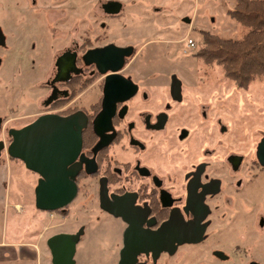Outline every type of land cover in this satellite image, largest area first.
I'll list each match as a JSON object with an SVG mask.
<instances>
[{
	"label": "flooded vegetation",
	"instance_id": "obj_1",
	"mask_svg": "<svg viewBox=\"0 0 264 264\" xmlns=\"http://www.w3.org/2000/svg\"><path fill=\"white\" fill-rule=\"evenodd\" d=\"M127 1H11L13 54L46 96L43 112L1 121L0 157L9 130L83 113L82 149L69 166L77 195L61 210L82 215L79 243L89 225L108 224L120 230L119 262L125 250L134 264H264V134L244 154L225 96L203 92L208 79L165 72L171 52L135 32L145 15H130ZM8 40L0 25V49ZM107 82L111 119L101 117Z\"/></svg>",
	"mask_w": 264,
	"mask_h": 264
},
{
	"label": "rangeland",
	"instance_id": "obj_2",
	"mask_svg": "<svg viewBox=\"0 0 264 264\" xmlns=\"http://www.w3.org/2000/svg\"><path fill=\"white\" fill-rule=\"evenodd\" d=\"M11 1L0 0V25L9 37L7 49H0V118L8 122L12 118L43 112L39 107L46 96V91L38 82L27 79L26 68L18 64L13 54L10 40ZM127 2L130 4V15H145V22L138 23L134 27L135 32L147 41H162L161 45L168 48L165 51L171 52V57L167 53L166 59L161 62L165 72L169 75L179 72L184 78L208 79L210 85L204 86L203 92L225 96L227 124L232 132L241 128L243 153L253 155L264 134V82L239 88L226 78L222 68L208 66L195 57L203 44V32L227 39L241 37L242 27L229 15L236 0H144V4L140 5L138 0ZM187 19L190 23L186 22ZM189 41L194 42V48L189 46ZM93 93L85 94V103L92 102ZM6 163L11 165L8 200L14 206L22 204L24 210L20 217H10L7 223L0 213V233L5 232L8 242H37L41 251L40 264H53L51 255L44 256L49 249V239L57 234L77 231L83 221L82 215L74 205L69 208L68 215L38 210L35 204L38 174L29 171L20 160L10 158L7 152L0 157V165ZM38 234L43 237L38 239ZM120 237L118 227L89 225L86 236L76 247L75 264H118L116 254L121 245Z\"/></svg>",
	"mask_w": 264,
	"mask_h": 264
},
{
	"label": "water",
	"instance_id": "obj_3",
	"mask_svg": "<svg viewBox=\"0 0 264 264\" xmlns=\"http://www.w3.org/2000/svg\"><path fill=\"white\" fill-rule=\"evenodd\" d=\"M186 22L190 23V20L187 19ZM125 55L128 56L129 53ZM120 69L121 67L107 68L100 72L104 74L110 70L116 73ZM109 86L107 82L105 109L101 114L102 118L107 119H111L113 115L112 109L108 107ZM1 121L0 118V124ZM86 124L87 118L83 113L69 117L42 115L22 129L9 130L12 142L6 148L7 154L10 158L23 162L29 171L39 176L35 188V204L38 210L49 213L61 211L75 199L77 168L69 166L82 149V133ZM2 149H5L4 145L0 147V156ZM258 157L264 164V138L259 145ZM81 234L82 232L61 233L49 239L53 264H75L76 247ZM119 264H134V261L127 259L124 250Z\"/></svg>",
	"mask_w": 264,
	"mask_h": 264
},
{
	"label": "trees",
	"instance_id": "obj_4",
	"mask_svg": "<svg viewBox=\"0 0 264 264\" xmlns=\"http://www.w3.org/2000/svg\"><path fill=\"white\" fill-rule=\"evenodd\" d=\"M229 15L242 27L241 37L227 39L203 32V44L195 57L222 68L239 88L264 82V0H236Z\"/></svg>",
	"mask_w": 264,
	"mask_h": 264
},
{
	"label": "crops",
	"instance_id": "obj_5",
	"mask_svg": "<svg viewBox=\"0 0 264 264\" xmlns=\"http://www.w3.org/2000/svg\"><path fill=\"white\" fill-rule=\"evenodd\" d=\"M10 173L11 165L9 163L0 165V207H3L2 210L0 209V213L5 223L10 220V217L12 219L20 217L24 210L22 204L17 203L14 206L8 200L7 183ZM51 216L53 215L51 214ZM42 237V234H38V239ZM49 255H51L50 249L44 253L46 257ZM40 259L41 251L37 242H8L5 232L0 233V264H40Z\"/></svg>",
	"mask_w": 264,
	"mask_h": 264
},
{
	"label": "built area",
	"instance_id": "obj_6",
	"mask_svg": "<svg viewBox=\"0 0 264 264\" xmlns=\"http://www.w3.org/2000/svg\"><path fill=\"white\" fill-rule=\"evenodd\" d=\"M189 46L194 48L195 47L194 42L193 41H189Z\"/></svg>",
	"mask_w": 264,
	"mask_h": 264
}]
</instances>
